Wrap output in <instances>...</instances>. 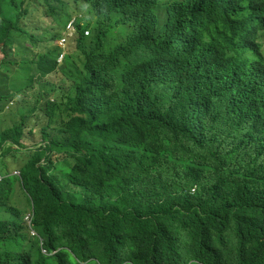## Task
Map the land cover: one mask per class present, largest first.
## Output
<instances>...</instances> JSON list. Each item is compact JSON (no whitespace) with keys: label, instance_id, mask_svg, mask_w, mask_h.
Listing matches in <instances>:
<instances>
[{"label":"trees","instance_id":"trees-1","mask_svg":"<svg viewBox=\"0 0 264 264\" xmlns=\"http://www.w3.org/2000/svg\"><path fill=\"white\" fill-rule=\"evenodd\" d=\"M87 1L0 0V264H264V0Z\"/></svg>","mask_w":264,"mask_h":264},{"label":"clouds","instance_id":"clouds-1","mask_svg":"<svg viewBox=\"0 0 264 264\" xmlns=\"http://www.w3.org/2000/svg\"><path fill=\"white\" fill-rule=\"evenodd\" d=\"M59 1L62 4L70 7L73 10V12H76L75 16H73L69 20L67 25L65 26V29L63 30L62 37L56 39L54 42V44L57 45V47L61 50V53L59 54L58 60L62 61L64 55L66 54V52H68L69 48H71L75 44V38H76L75 31H76L77 22H80V25L85 29L84 34L86 37H91L93 29L87 27L86 20H82L83 14H81V11L83 10V8H85L87 6V3H89L87 0H59ZM97 1H102V0H97ZM163 1H165V0H163ZM222 1L227 2L229 4H233V5L234 4H236V5L241 4V0H222ZM159 12L161 13V15L163 14V12H164V5L163 4H162V7H161ZM38 18L40 20H43L46 24H50V22H51V19L45 18L43 16H39ZM121 28L118 27L115 30L111 31V33L109 34L107 41H106L107 42L106 48H107V46L110 48H113L119 41H121L127 37V35L124 34L120 30ZM91 43H93V40ZM23 151L24 152L17 151L14 154L27 153L28 154L27 159H26V161H27L28 157L30 156L28 153L29 150L23 149ZM3 159L4 158H0L1 163H2ZM26 161L21 166H19L16 170H11L8 168L7 163H2L3 168L0 170H3V173L0 174V184L3 182V180L5 178H7L9 176H20L21 168L24 166ZM196 191H197V187H194L191 190V194H195ZM33 216H34L33 212L28 214L25 217L24 221L29 228V232H30L31 237L38 238L40 240L41 247H43L41 237L39 236L38 232L33 228V224H32ZM42 253L45 255H50L45 249H42Z\"/></svg>","mask_w":264,"mask_h":264},{"label":"rangeland","instance_id":"rangeland-1","mask_svg":"<svg viewBox=\"0 0 264 264\" xmlns=\"http://www.w3.org/2000/svg\"><path fill=\"white\" fill-rule=\"evenodd\" d=\"M121 27H123V26H121ZM121 27H119V28H121ZM6 110H9V109L6 107L5 111ZM14 111H16V109H14ZM2 112H4V111H2ZM0 114H3V113H0ZM17 117H18V114H17ZM13 119H14L13 116L8 117L7 120L5 121V125H8V123L10 121H12ZM0 124H2L1 120H0ZM39 134H40V128H38L34 134L37 139L39 138ZM27 156H28L27 153L13 154L12 156H10L8 158L3 159L2 163H7L9 169L16 170L19 166H21L26 161ZM2 163L0 161V169L3 168Z\"/></svg>","mask_w":264,"mask_h":264}]
</instances>
